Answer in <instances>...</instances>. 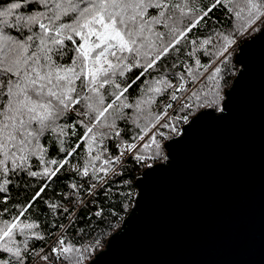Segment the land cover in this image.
<instances>
[{"label": "snow or ice", "instance_id": "obj_1", "mask_svg": "<svg viewBox=\"0 0 264 264\" xmlns=\"http://www.w3.org/2000/svg\"><path fill=\"white\" fill-rule=\"evenodd\" d=\"M257 31L264 0H0V264H94L102 238L55 221L46 235L41 214L74 226V209L108 197L128 158L166 159L164 141L208 109L224 113L234 46ZM62 170L79 180L50 202ZM33 182L26 202L9 204ZM89 210L104 221L102 207Z\"/></svg>", "mask_w": 264, "mask_h": 264}, {"label": "water", "instance_id": "obj_2", "mask_svg": "<svg viewBox=\"0 0 264 264\" xmlns=\"http://www.w3.org/2000/svg\"><path fill=\"white\" fill-rule=\"evenodd\" d=\"M235 63L225 112L165 142L94 264H264V32Z\"/></svg>", "mask_w": 264, "mask_h": 264}, {"label": "trees", "instance_id": "obj_3", "mask_svg": "<svg viewBox=\"0 0 264 264\" xmlns=\"http://www.w3.org/2000/svg\"><path fill=\"white\" fill-rule=\"evenodd\" d=\"M3 3H8L10 0H2ZM209 0H204V3H208ZM216 17L223 18L221 16L220 12L215 13ZM225 24H227V21H225ZM195 31V30H194ZM254 32L251 35H247L244 37H241L238 41V44L234 46V51L232 52L230 63L228 65L227 71H232L234 69V74L231 77H228L227 87L225 88V91L231 86L232 81L234 77L236 76L239 66L235 63V54L238 50V46L240 43H242L246 38H250L252 35L258 33ZM82 131V129H81ZM75 137H71V142H75ZM109 145V150L115 154V148L113 147V142L109 141L107 142ZM67 147V145H65ZM164 154L166 156V151L163 149ZM48 154L49 156H57V147L56 143L53 139V141L49 142L48 144ZM59 158V157H57ZM164 159H157V160H148L146 162V165H153L159 162H162ZM74 162V161H73ZM142 166L139 162L128 158L124 163L123 168V174L120 177H117V182L113 183L111 185L110 194L108 197H105L104 194L101 192L96 197V203L93 205H90L88 207H82L79 209H74L77 211L76 221L75 225H69V220L66 218V214L62 215L57 219L55 216H49L47 212L45 211L43 214H41L40 219L41 220H47L48 223L42 224V228L45 229V234L47 235V232H58L60 231L59 228H51L49 227V224L53 221H55L57 224H64L69 227L70 235H75V232L73 229L84 230V240H89L92 237L96 238H102L103 244L105 246L108 238L119 229L123 219L128 215L130 212L133 202L135 199V195L137 193V188L135 186V180L140 175V173L148 166ZM75 177V173L69 171L67 173L61 171L59 174V179L54 182L50 189L46 190V194L44 196L45 199L49 200L50 202H60L62 199V196L64 193H67L70 191L68 188L69 183H74L77 180H79L78 177L73 179ZM119 180H129L131 183L128 185H122L118 181ZM82 182V181H81ZM37 185L35 182H33L32 187L27 188L25 191L23 187L17 186L15 189L12 190V200L9 201V204H20L26 202L32 195L33 191L36 190ZM131 191L133 193L132 198L130 200L125 199L123 193H126L128 191ZM85 199H88V197H85ZM67 205V201L64 202ZM40 208H45L43 203L41 202L38 205ZM68 207L72 208V205H67ZM96 207H102L104 209L105 219L103 222L100 220L92 217V212L89 210L90 208H96ZM109 213H113V215L109 216ZM89 218L91 219V226L89 225ZM111 220V225H109L108 221ZM104 233H109V235L104 236ZM55 239V236H50L47 238L46 241H35V245L37 247H45L47 248L48 245L51 244L52 240ZM104 246L100 249H98L95 254L92 256L94 257L99 251H101Z\"/></svg>", "mask_w": 264, "mask_h": 264}, {"label": "rangeland", "instance_id": "obj_4", "mask_svg": "<svg viewBox=\"0 0 264 264\" xmlns=\"http://www.w3.org/2000/svg\"><path fill=\"white\" fill-rule=\"evenodd\" d=\"M256 34H257V33H256ZM254 35H255V34H254ZM252 36H253V35H252ZM246 39H248V38H246ZM240 44H241V43H240ZM240 44H239V45H240ZM238 47H239V46H238ZM237 51H238V50H237ZM167 141H168V140H167ZM165 142H166V141H164V144H165ZM164 160H165V159H164ZM164 160H163V161H164ZM163 161H162V162H163ZM105 245H106V244H105ZM104 247H105V246H104ZM92 258H93V257H92ZM92 258H91V259H92Z\"/></svg>", "mask_w": 264, "mask_h": 264}]
</instances>
